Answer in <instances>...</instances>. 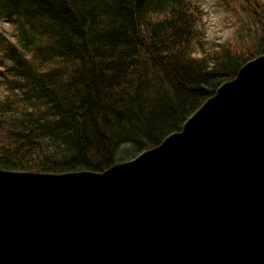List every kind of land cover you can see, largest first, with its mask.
I'll return each mask as SVG.
<instances>
[{
	"label": "trees",
	"instance_id": "obj_1",
	"mask_svg": "<svg viewBox=\"0 0 264 264\" xmlns=\"http://www.w3.org/2000/svg\"><path fill=\"white\" fill-rule=\"evenodd\" d=\"M219 4L223 39L198 0H0V170L102 173L179 132L264 56V0Z\"/></svg>",
	"mask_w": 264,
	"mask_h": 264
},
{
	"label": "water",
	"instance_id": "obj_2",
	"mask_svg": "<svg viewBox=\"0 0 264 264\" xmlns=\"http://www.w3.org/2000/svg\"><path fill=\"white\" fill-rule=\"evenodd\" d=\"M0 264H264V56L133 160L0 170Z\"/></svg>",
	"mask_w": 264,
	"mask_h": 264
},
{
	"label": "rangeland",
	"instance_id": "obj_3",
	"mask_svg": "<svg viewBox=\"0 0 264 264\" xmlns=\"http://www.w3.org/2000/svg\"><path fill=\"white\" fill-rule=\"evenodd\" d=\"M198 2L204 14L203 26L206 36L210 39H223L228 37L230 35V19L219 4V0H198ZM2 28L7 32L10 30V27L7 25H3ZM128 148V146L122 147L120 152Z\"/></svg>",
	"mask_w": 264,
	"mask_h": 264
}]
</instances>
